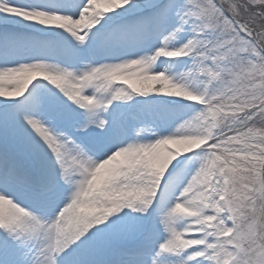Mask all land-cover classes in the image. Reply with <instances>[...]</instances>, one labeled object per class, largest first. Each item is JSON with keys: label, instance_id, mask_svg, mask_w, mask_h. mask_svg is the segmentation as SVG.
<instances>
[{"label": "snow or ice", "instance_id": "1", "mask_svg": "<svg viewBox=\"0 0 264 264\" xmlns=\"http://www.w3.org/2000/svg\"><path fill=\"white\" fill-rule=\"evenodd\" d=\"M0 264H264V0H0Z\"/></svg>", "mask_w": 264, "mask_h": 264}]
</instances>
